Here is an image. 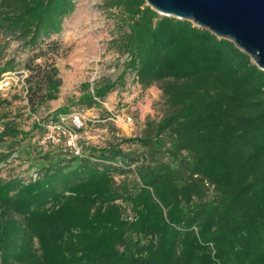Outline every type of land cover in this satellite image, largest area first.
<instances>
[{"label":"trees","instance_id":"16d2710c","mask_svg":"<svg viewBox=\"0 0 264 264\" xmlns=\"http://www.w3.org/2000/svg\"><path fill=\"white\" fill-rule=\"evenodd\" d=\"M79 1L0 0V78L29 74L25 96L0 93V264H264V70L233 41L146 0H103L120 72L51 114L104 110L111 136L83 156L32 146ZM153 87L154 114L121 136L101 102ZM21 148L31 174L1 167Z\"/></svg>","mask_w":264,"mask_h":264},{"label":"rangeland","instance_id":"374dc122","mask_svg":"<svg viewBox=\"0 0 264 264\" xmlns=\"http://www.w3.org/2000/svg\"><path fill=\"white\" fill-rule=\"evenodd\" d=\"M102 2L103 0H80L77 12L67 22L63 33V51L57 57V66L63 79V85L60 99L52 104L50 112H54L63 106L68 96L78 95L80 86L83 83L95 81L107 74L117 76L120 72L116 69V64H119L118 61H122L124 57L109 47V41L112 38V19L109 13L112 11L104 10L101 7ZM15 47L16 43L12 44V48ZM22 71L26 70L6 72L2 76L9 74L15 78H22ZM19 85L15 84L11 89L1 93L2 97L11 98L16 93L25 96V88ZM138 93V91L129 92L127 97L123 98V103L119 105L117 104V95L110 97L115 109L126 112L134 120L131 125L126 122H120V125H116L121 136L134 137L138 135L140 133L139 125L143 123L146 117L154 114V106L159 105L161 102V92L157 87L150 89L141 98H137ZM26 104L27 100L25 98L15 101V105L24 106ZM121 105L125 107H121ZM23 111L27 112L28 110L23 109ZM89 113L93 118H102L105 115L104 110L101 111L98 108H91ZM31 121L29 120L25 125L27 129ZM81 135L83 136V142H89L90 144L96 142L103 144L108 140V136H111L107 128L101 127L99 124L90 125ZM34 136L30 140L32 146L35 145V150H40L41 147L36 137L39 134ZM1 150L2 148H0ZM22 152L23 148L15 152L1 167L10 169L11 167L22 166L26 173H33L35 169H26L29 163L25 160Z\"/></svg>","mask_w":264,"mask_h":264},{"label":"water","instance_id":"95a60500","mask_svg":"<svg viewBox=\"0 0 264 264\" xmlns=\"http://www.w3.org/2000/svg\"><path fill=\"white\" fill-rule=\"evenodd\" d=\"M160 15L233 41L264 70V0H146Z\"/></svg>","mask_w":264,"mask_h":264},{"label":"built area","instance_id":"2783aa9c","mask_svg":"<svg viewBox=\"0 0 264 264\" xmlns=\"http://www.w3.org/2000/svg\"><path fill=\"white\" fill-rule=\"evenodd\" d=\"M22 78H15L11 75L2 76L0 78V93H3L12 88L13 85H20L26 88L25 79L28 77L27 71H22ZM94 80L90 81L93 84ZM26 95V91H24ZM101 102V101H100ZM102 106L108 112L107 120L115 125H120V122H126L131 125L134 123L133 117L126 112L115 109L112 99L101 102ZM90 109L73 110L69 113L47 114L45 120L35 116L34 118L42 126L43 131L37 137L38 144L41 149L48 151L50 149H58L64 154L74 156H83L85 146L83 144V131L87 130L90 125L94 126L102 122L101 118H93L89 113ZM108 130V129H107ZM95 144H101L96 142Z\"/></svg>","mask_w":264,"mask_h":264}]
</instances>
